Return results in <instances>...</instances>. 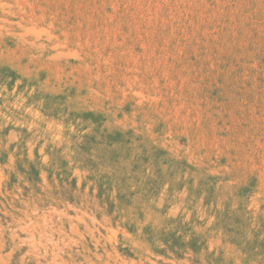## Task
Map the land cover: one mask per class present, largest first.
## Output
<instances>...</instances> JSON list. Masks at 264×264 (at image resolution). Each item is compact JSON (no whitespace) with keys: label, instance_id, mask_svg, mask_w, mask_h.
I'll return each instance as SVG.
<instances>
[{"label":"rangeland","instance_id":"rangeland-1","mask_svg":"<svg viewBox=\"0 0 264 264\" xmlns=\"http://www.w3.org/2000/svg\"><path fill=\"white\" fill-rule=\"evenodd\" d=\"M0 264H264V0H0Z\"/></svg>","mask_w":264,"mask_h":264}]
</instances>
